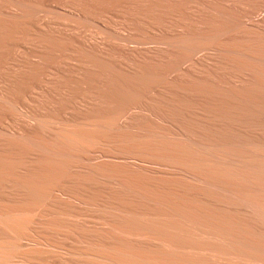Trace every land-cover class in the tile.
Here are the masks:
<instances>
[{
	"label": "bare ground",
	"instance_id": "1",
	"mask_svg": "<svg viewBox=\"0 0 264 264\" xmlns=\"http://www.w3.org/2000/svg\"><path fill=\"white\" fill-rule=\"evenodd\" d=\"M0 264H264V0H0Z\"/></svg>",
	"mask_w": 264,
	"mask_h": 264
}]
</instances>
